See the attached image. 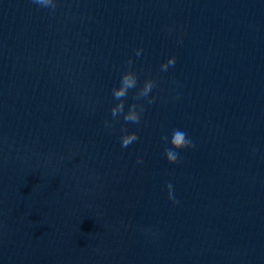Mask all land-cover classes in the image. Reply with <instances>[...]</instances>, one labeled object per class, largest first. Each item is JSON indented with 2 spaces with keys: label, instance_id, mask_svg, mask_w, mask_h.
Here are the masks:
<instances>
[{
  "label": "water",
  "instance_id": "95a60500",
  "mask_svg": "<svg viewBox=\"0 0 264 264\" xmlns=\"http://www.w3.org/2000/svg\"><path fill=\"white\" fill-rule=\"evenodd\" d=\"M53 3L0 0V264H264V0Z\"/></svg>",
  "mask_w": 264,
  "mask_h": 264
},
{
  "label": "clouds",
  "instance_id": "9594fccd",
  "mask_svg": "<svg viewBox=\"0 0 264 264\" xmlns=\"http://www.w3.org/2000/svg\"><path fill=\"white\" fill-rule=\"evenodd\" d=\"M33 3L41 6V7H51L55 8V4L53 3V0H32ZM141 54V50H136V55L139 56ZM129 69H131L132 61H127ZM175 59L170 57L166 63L161 64L160 68L161 71H167L169 66L174 65ZM156 86L155 81L153 80H146L143 84V87L138 90L136 95L134 96L135 100H140L141 98H147L149 96V93L152 91V89ZM137 87V76L136 74L129 70L122 74L120 79V86L118 88L112 89V95L113 98L118 101V103L115 104L114 107L111 108V115L113 119H118L121 114H123V120L126 123H134L139 124L140 122V113L143 112V106L139 108V111H137V106L135 103L129 105L127 113H124V100L128 95V91L130 89H134ZM154 101V98L149 99L148 103H152ZM106 127H110L111 125L109 122H105ZM121 131L124 133L120 137L121 141V147L127 148L130 144H132L134 141L138 140L139 137L135 132L128 133L126 128L121 129ZM164 139H167L165 137ZM192 146L191 139L187 136V133L180 129H174L171 135L169 147L165 149L164 156L167 160L168 164H175L178 160L179 153L184 150L188 149ZM138 162H140L138 160ZM168 190V198L169 200H173V192H172V185L169 183L167 185Z\"/></svg>",
  "mask_w": 264,
  "mask_h": 264
}]
</instances>
